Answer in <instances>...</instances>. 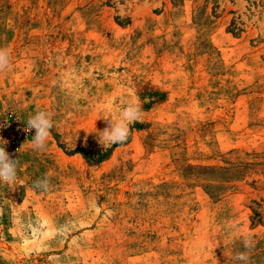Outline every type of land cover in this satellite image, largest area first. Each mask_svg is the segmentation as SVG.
<instances>
[{
  "label": "rangeland",
  "instance_id": "obj_1",
  "mask_svg": "<svg viewBox=\"0 0 264 264\" xmlns=\"http://www.w3.org/2000/svg\"><path fill=\"white\" fill-rule=\"evenodd\" d=\"M0 48V264H243L244 234L264 264V0H0ZM135 97L104 150L98 110Z\"/></svg>",
  "mask_w": 264,
  "mask_h": 264
},
{
  "label": "clouds",
  "instance_id": "obj_2",
  "mask_svg": "<svg viewBox=\"0 0 264 264\" xmlns=\"http://www.w3.org/2000/svg\"><path fill=\"white\" fill-rule=\"evenodd\" d=\"M11 66L10 52L7 48H0V72L5 71ZM142 115L141 102L138 97L110 101L98 110L97 119L105 123L102 130L94 128L91 132L95 133V139L104 150L116 144L125 143L130 136V125L137 122ZM24 132H33L32 148L34 151L42 152L46 150L48 138L54 127L53 114L50 111L38 110L34 115H30L26 121ZM0 147V184L13 186L17 183V169L20 166L18 157L6 151L5 145ZM36 189L48 190L50 180L45 174L42 179L33 182ZM242 243L245 252L238 253L235 259L249 264L251 249L254 246L249 235H242Z\"/></svg>",
  "mask_w": 264,
  "mask_h": 264
}]
</instances>
